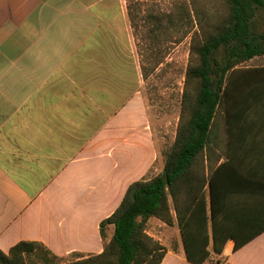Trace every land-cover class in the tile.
<instances>
[{
    "label": "crops",
    "instance_id": "0c3cea01",
    "mask_svg": "<svg viewBox=\"0 0 264 264\" xmlns=\"http://www.w3.org/2000/svg\"><path fill=\"white\" fill-rule=\"evenodd\" d=\"M137 40L126 0H0L1 251L35 242L55 264L101 253L114 233L103 240L101 221L162 162ZM229 88L212 183L235 239L213 259L264 264V70ZM161 264L192 263L179 245Z\"/></svg>",
    "mask_w": 264,
    "mask_h": 264
},
{
    "label": "trees",
    "instance_id": "16d2710c",
    "mask_svg": "<svg viewBox=\"0 0 264 264\" xmlns=\"http://www.w3.org/2000/svg\"><path fill=\"white\" fill-rule=\"evenodd\" d=\"M189 2H175L169 12L148 15L159 27L167 20L173 29L183 26L185 34H191L179 121L163 170L131 183L120 205L101 221L103 240L108 225L114 226L101 253L66 264H161L167 249L147 234L150 218L177 225L185 257L192 264H219L213 257L221 255L227 240L234 238L217 222L212 124L223 111L228 74L264 57V0ZM127 12L135 30L138 18L132 4H127ZM154 62L158 66L163 59L158 56ZM242 245L236 241L234 249ZM38 248L44 247L19 242L7 253L0 250V264H31L29 258Z\"/></svg>",
    "mask_w": 264,
    "mask_h": 264
},
{
    "label": "rangeland",
    "instance_id": "374dc122",
    "mask_svg": "<svg viewBox=\"0 0 264 264\" xmlns=\"http://www.w3.org/2000/svg\"><path fill=\"white\" fill-rule=\"evenodd\" d=\"M189 0H126L132 4L138 18L135 33L141 47L145 75L143 83V98L149 102V116L156 130L155 138L161 151V160L144 179L152 178L163 170L165 155L171 150L176 135L180 116V106L190 55L191 34H185L187 28L173 29L167 20L158 26L148 15L158 12H169L174 3ZM206 3V2H205ZM196 29V28H195ZM144 53V54H143ZM162 58L163 62L156 66L154 60ZM264 70V57L255 58L228 74L226 88L230 90L233 79L250 75L254 71ZM227 99V98H226ZM226 102V100H225ZM149 236L159 241L166 249L176 251L182 246L177 225L168 226L158 219L146 224ZM31 264H55V259L44 248H38L29 258Z\"/></svg>",
    "mask_w": 264,
    "mask_h": 264
}]
</instances>
